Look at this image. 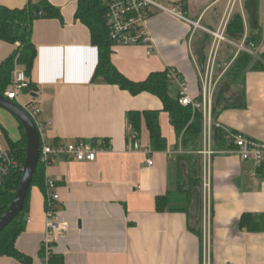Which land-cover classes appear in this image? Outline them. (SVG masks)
Returning <instances> with one entry per match:
<instances>
[{
	"label": "crops",
	"instance_id": "obj_1",
	"mask_svg": "<svg viewBox=\"0 0 264 264\" xmlns=\"http://www.w3.org/2000/svg\"><path fill=\"white\" fill-rule=\"evenodd\" d=\"M42 1L0 0V5L24 9ZM48 2L59 10L61 18L34 22L32 42L37 57L29 78L32 89L21 92L16 102L21 106L35 103L42 110L39 121L52 122L42 132V141L47 144L110 143L95 162L58 158L45 168V180L52 177L58 181L57 211L70 226L53 251L61 264H264V230L250 231L240 226L246 214L264 217V163L242 161L226 153L228 150L214 151L210 167L211 215L205 217L202 194V235L198 236L192 230L193 198L190 202L185 193L188 188L182 192L189 168L179 156L186 152L162 101L150 93L133 96L102 78L94 80L99 49L92 42L90 29L76 17L79 0ZM163 4L174 7L199 27L168 12L156 11L145 24L150 42L112 48L115 68L135 82L146 80L152 73L176 71L180 81L174 82V95H179L181 84H189L190 96L203 101L204 73L217 49L214 80L219 79L221 87L228 83L227 96L233 95L240 106L219 113L213 123L228 136L242 134L264 144V1L259 3L253 25L244 0L237 5L232 16L242 15L244 36L233 41L225 30L226 41L222 42L215 34H222L230 0ZM206 34L211 42L203 70L197 45ZM245 36L256 37L261 58L253 59L241 77L229 84L227 74L240 54L237 45ZM18 48L19 44L0 40V66ZM21 98L26 101L22 103ZM147 111L159 112L166 149H152L144 119L140 135L134 139L128 115ZM23 137L21 123L0 108V150L9 151V142H20ZM134 140L141 152L130 149ZM204 150L205 129L199 152L203 180ZM148 158L154 162L152 168L146 164ZM167 193L172 194L171 201L166 211L160 212L157 198ZM24 218L25 230L16 240V249L31 264H44L46 199L40 187L30 188ZM0 264L22 263L1 257Z\"/></svg>",
	"mask_w": 264,
	"mask_h": 264
},
{
	"label": "trees",
	"instance_id": "obj_2",
	"mask_svg": "<svg viewBox=\"0 0 264 264\" xmlns=\"http://www.w3.org/2000/svg\"><path fill=\"white\" fill-rule=\"evenodd\" d=\"M115 1L116 0H79V9L76 17L90 29L92 42L99 49V64L94 80L102 78L106 83L118 86L122 90L128 91L133 96L150 93L162 101L164 111L168 113L171 124L181 141L180 145L186 152V155L179 156L180 161L185 163L189 168L187 179H185L184 185L182 186V192L188 188L185 193L189 195L190 202L192 201L195 190L200 191L202 198L203 158L199 152L203 149V110L194 111L191 107H185L180 104L179 95L176 96L173 93L175 81L170 78L171 70L152 73L146 80L135 82L126 78L115 68L111 57L112 48L116 45L111 39V30L108 21L111 4ZM260 1L261 0H244V7L249 15L251 25L255 23L258 16ZM60 18L61 14L59 10L54 8L48 0H43L39 5L30 4L24 9H10L0 5V40L12 45L19 44L18 50L0 66L1 95L5 96L10 88L14 72L17 69L24 71L27 77L30 78L37 57V50L32 42L34 22L39 19ZM244 33L243 17L240 13H236L232 16L227 25L226 36L233 41H238L243 38ZM210 42L211 37L206 34L203 36L200 44L197 45L199 61L203 70L207 64V50ZM256 42L257 39L255 36H250L247 40V44H255ZM253 59L255 58L247 53L241 52L239 54L233 65V69L227 74V78L231 80L229 84L241 77L242 73L249 67ZM223 85L224 86L221 87L219 83L214 94L212 108L213 120L219 113L240 106L238 101H234L233 95L227 96L228 83ZM128 119L131 131L135 136L134 139L139 137L142 119H144L150 132L152 149H166V140L162 135L159 124V112H130ZM22 130L24 133L23 128ZM9 144V151L16 158L18 168L10 173L0 189V216L11 205L20 185L22 169L26 158L25 133L20 142H9ZM102 144L105 143L102 142ZM230 149H235V146L230 140L228 133L214 125L212 128V150L224 151ZM182 175H184L183 171ZM34 186L40 187L45 192V167L42 164L38 165L34 174L31 188ZM29 192L30 190L28 191L21 215L0 234V258H14L22 264H31V260L23 256L16 249V240L23 233L26 226L24 216L28 204ZM171 196V193H167L165 196L157 198L158 211H166L171 201ZM240 226L250 231H262L264 230V217L246 214L243 216ZM192 230L198 236L202 235L201 216L192 221ZM49 263L61 264L62 261L61 258L57 259V256L53 254Z\"/></svg>",
	"mask_w": 264,
	"mask_h": 264
},
{
	"label": "built area",
	"instance_id": "obj_3",
	"mask_svg": "<svg viewBox=\"0 0 264 264\" xmlns=\"http://www.w3.org/2000/svg\"><path fill=\"white\" fill-rule=\"evenodd\" d=\"M187 0H116L111 4L108 21L111 30V39L115 45H139L150 42L149 35L146 33L145 24L151 14L156 11L168 12L177 18L196 26L190 22L181 12H178L174 7H166L163 3L167 2L170 5L181 3ZM241 0H230L226 18L222 25V34H215L218 42L226 41L224 33L227 23L231 18L236 6ZM196 27H199L198 24ZM248 37L245 36L242 43L237 45L238 53H247L256 59L261 58L259 49L255 44H247ZM217 51V49H216ZM216 51H213L206 71L204 73V95L203 101H199L190 96L189 84H181L179 99L180 104L185 107H191L194 111L203 110L204 113V129H205V169L203 180V210L205 217L211 215V180L210 167L211 159L216 153L212 150V128L214 126L212 118L213 96L219 84V79L214 80ZM170 78L174 81H180V76L176 71L171 70ZM32 84L24 71L17 69L14 72L13 80L10 88L5 94V98L16 102L21 92L31 90ZM23 109L30 115L35 122L41 139L43 137L44 128L52 126V122L42 123L39 117L42 110L35 104L30 103L22 106ZM229 138L232 141L235 149L226 151L228 154L237 156L242 161H255L264 163V144L257 143L245 138L242 134L229 133ZM110 143L107 145L102 142H87L79 141L67 146H54L42 141L39 164L47 168L54 160L58 158H67L77 162H95L98 155L104 150L109 149ZM130 149L134 152H141L140 144L134 140ZM180 153H183L180 151ZM147 154H150L148 151ZM170 154H173L171 152ZM147 166L152 168L154 162L151 158L147 160ZM18 168V162L10 151L0 150V189L2 188L5 179L10 173ZM58 181L52 177H47L45 180V199H46V220H45V238L42 246V256L44 264H50L51 256L54 254V247L59 241L64 238L70 229L68 222L58 213L57 206L60 202L58 194ZM209 236V235H208ZM207 242L209 243V237ZM209 245V244H208Z\"/></svg>",
	"mask_w": 264,
	"mask_h": 264
},
{
	"label": "water",
	"instance_id": "obj_4",
	"mask_svg": "<svg viewBox=\"0 0 264 264\" xmlns=\"http://www.w3.org/2000/svg\"><path fill=\"white\" fill-rule=\"evenodd\" d=\"M0 108L12 114L24 129L26 138V158L22 169V178L16 195L9 208L0 216V234L12 224L23 212L28 191L39 165L42 139L40 132L30 115L17 102L10 101L0 94ZM201 194L199 190L193 193L191 219L200 216Z\"/></svg>",
	"mask_w": 264,
	"mask_h": 264
},
{
	"label": "rangeland",
	"instance_id": "obj_5",
	"mask_svg": "<svg viewBox=\"0 0 264 264\" xmlns=\"http://www.w3.org/2000/svg\"><path fill=\"white\" fill-rule=\"evenodd\" d=\"M242 2H243V0H241V2L238 4V6L242 5ZM21 101H22V103H24L23 101H26V99L21 98Z\"/></svg>",
	"mask_w": 264,
	"mask_h": 264
}]
</instances>
